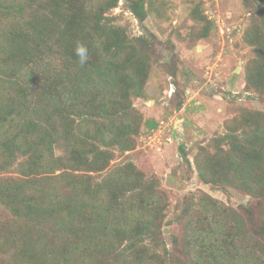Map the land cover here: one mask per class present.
<instances>
[{"label":"trees","instance_id":"1","mask_svg":"<svg viewBox=\"0 0 264 264\" xmlns=\"http://www.w3.org/2000/svg\"><path fill=\"white\" fill-rule=\"evenodd\" d=\"M118 1L0 0V208L8 212H0V260L264 264V0H243L257 20L244 33L254 51L244 90L262 108L242 107L193 162L204 183L236 187L261 205L255 213L192 193L174 209L168 224L180 227L168 241L160 181L127 156L111 160L134 148L142 128L157 127L132 100L145 95L154 62L174 44L162 50L153 34L131 35L109 14ZM123 1L142 24L148 0ZM190 17L206 25L193 40L206 37L207 16L195 8ZM77 43L89 49L84 66ZM177 69L174 62L170 75ZM174 96L180 109L183 94Z\"/></svg>","mask_w":264,"mask_h":264},{"label":"rangeland","instance_id":"2","mask_svg":"<svg viewBox=\"0 0 264 264\" xmlns=\"http://www.w3.org/2000/svg\"><path fill=\"white\" fill-rule=\"evenodd\" d=\"M147 5L149 11L142 24L123 0L109 14L115 15V21L131 35L153 34L162 50L168 41L174 44L172 51L166 46L154 62L145 95L132 100L143 119L153 118L158 125L151 130L142 128L134 148L123 155L115 152L111 163L128 157L148 177L160 181L168 200L161 232L168 241L180 227L168 221L184 197L192 193L208 194L232 209L246 206L257 213L261 205L259 197L236 187L204 183L193 163L201 153L200 146L227 132L226 121L238 117L242 107L262 108L257 96L244 90L245 64L254 58L253 46L244 40V33L252 20H257L252 17L254 9L243 0H148ZM195 8L207 16L210 26L206 37L193 40L195 27L205 25L190 17ZM174 62L178 63L175 76L170 75ZM174 91L183 94L180 109L173 107L177 98ZM181 145L187 161L181 157ZM5 172L16 175L14 170ZM0 212L8 214L1 208ZM0 264L10 263L0 260Z\"/></svg>","mask_w":264,"mask_h":264},{"label":"clouds","instance_id":"3","mask_svg":"<svg viewBox=\"0 0 264 264\" xmlns=\"http://www.w3.org/2000/svg\"><path fill=\"white\" fill-rule=\"evenodd\" d=\"M74 52L76 57L78 58V62L81 66H84L87 64L89 59V49L88 47L83 43H77Z\"/></svg>","mask_w":264,"mask_h":264}]
</instances>
